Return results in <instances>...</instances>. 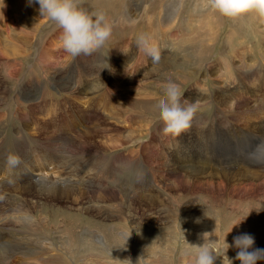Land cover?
I'll return each mask as SVG.
<instances>
[{"label":"rangeland","instance_id":"rangeland-1","mask_svg":"<svg viewBox=\"0 0 264 264\" xmlns=\"http://www.w3.org/2000/svg\"><path fill=\"white\" fill-rule=\"evenodd\" d=\"M118 1L76 0L78 7L93 15V18L97 13H103L105 22L111 24L112 33L101 48L72 56L62 46L63 29L56 22L40 15L39 5L35 0L31 3L29 0H0V197H6L0 198V204L4 201L0 205V219L11 220L0 221V264H39L40 261L27 260L21 250H39L41 247L52 249L53 253H70L69 256H62V264H93L94 260H104L103 264H193V257L185 254L188 249L210 242L223 245L225 239L231 244L233 237L242 232L251 233L255 237L254 246L264 248V181L256 184V179L260 182L264 180V148L260 147L264 144V16L255 12L245 13L238 18L220 14L221 19L215 24L211 14H206L212 10L208 6V0ZM19 35L26 36L27 41L32 44L29 52L20 48ZM142 35L147 38L149 47L159 54L161 65L155 71L152 70L149 58H145L148 55L143 46L138 45V39ZM208 40L211 41L213 51L196 63L190 56L193 42ZM13 43H17L16 46L23 51L21 55H10L16 49ZM205 58L207 59L204 60ZM48 64L61 69L60 73L59 70L55 72ZM110 64L120 66L119 72L113 73ZM169 83H175L183 93L184 106L192 105L195 108L190 129L182 131L178 136L164 132V124L156 118L154 112V108L166 99L164 93ZM219 83L224 86L221 87L222 84ZM260 92H263L262 96ZM23 93L25 97L22 96ZM244 96L251 100L246 105L245 112L236 107ZM131 99L147 102L144 106L140 105L142 108L138 105L133 107L130 105ZM43 104L47 105L46 110H40ZM238 108L244 115L236 112L240 111ZM75 111L85 112V117L90 122L81 120L89 125L87 131L95 134L94 137L84 136L81 131L84 123L78 126ZM145 116L152 118L150 124L139 121ZM54 122L61 124L54 126ZM246 124L251 125L253 130H258L259 134L247 130ZM208 131L214 133L209 135L206 133ZM151 137L154 141L150 140ZM111 138L115 139V144ZM86 144L94 147L91 151L97 162L91 163V158L88 157L92 172L87 174L89 177L79 180L81 184L76 182L81 192L68 193L66 196L64 192L68 190V181L62 180L63 182L50 186L47 181L51 180L47 178H33L32 174L40 170H55L56 173L67 174L68 169L75 165L74 154L79 159L78 164L84 159L77 151L80 153L82 150L78 147ZM189 146H192L195 153ZM204 154L209 156L205 157ZM160 156L162 157L159 158ZM178 156L182 159L179 162L175 160ZM9 157H15L18 162L10 164ZM134 160L141 163L134 167L127 165V161ZM229 160L231 163L227 164ZM182 161L188 162L187 167H184ZM212 161L215 164L224 162L228 166H221L223 170L220 172L219 166H215ZM104 165L110 166L111 171L118 169L116 174L119 179L103 181L107 182L108 188L119 189L123 195L129 191L141 194V200L152 206H155L151 202L157 194L166 204L161 209L162 214L154 217V208L146 207V210L137 207L129 210L130 214H134L136 222L122 221L117 217L124 209L119 208V204H115L118 209L114 210L109 204L94 200V193L100 190L97 187L98 181L109 172L104 171ZM233 165L239 166L232 167ZM239 170L253 176L255 183H249V178L244 177L245 173ZM85 171L88 172V169ZM171 175L181 177L183 183L178 182L179 178H170ZM141 178L154 180L155 189L151 192L143 190L144 194L135 190L134 184ZM209 180H212L211 184L208 183ZM239 182L244 184L240 185ZM158 191L161 193H157ZM145 195L151 199L145 201ZM87 198L89 201L86 204L83 200ZM260 207L261 210L257 211ZM99 209L114 211L101 213L97 211ZM29 211L39 221L48 222V236L44 241L35 240V234H44V230L34 231L35 223L24 216ZM241 219L243 220L238 226L232 227ZM122 229L126 231L125 237L133 238L132 242L124 240L125 244L119 247L128 248L129 256H122L123 250H117L116 235L112 234V231ZM101 231L110 233L108 241L93 240L97 247L84 242L90 235L94 237ZM87 244L94 246L96 251H103L102 246L109 245L120 256L113 258L107 252L102 256L92 252L81 255L82 248ZM237 251L230 247L227 255L234 258ZM217 256L215 264H227L222 254L218 252ZM232 264H240V261L233 259ZM257 264H264V261H257Z\"/></svg>","mask_w":264,"mask_h":264},{"label":"bare ground","instance_id":"bare-ground-1","mask_svg":"<svg viewBox=\"0 0 264 264\" xmlns=\"http://www.w3.org/2000/svg\"><path fill=\"white\" fill-rule=\"evenodd\" d=\"M123 0H119L118 2L119 3H121ZM117 2V1H116ZM173 3H175L174 1H173ZM16 4V3H15ZM21 4V3H20ZM172 5V3L171 4H169V7ZM105 6H107V3L105 4ZM39 9V8H38ZM171 11H172V9H171ZM39 12V11H38ZM1 14V13H0ZM206 14H211L210 16H212L211 18H212V20H213V22L215 23V24H218V22H219V20L221 19V17H219L220 16V13H218V12H216V11H214V10H209ZM28 17V16H27ZM38 17V16H37ZM29 18V17H28ZM208 18H209V16H208ZM37 19H40V18H37ZM259 19V18H258ZM257 21H259V20H257ZM213 23V24H214ZM212 25V24H211ZM4 26V25H3ZM262 27V26H261ZM260 29V28H259ZM18 30V29H17ZM16 32V31H15ZM215 33V32H214ZM218 35V34H217ZM26 37V36H25ZM24 36H22V35H19V42H20V44H21V47L20 48H24V49H26V50H28V52L31 50V43L30 42H28L27 41V38H25ZM219 38V37H218ZM29 40V39H28ZM210 40H212V37L210 38ZM210 40H208V42H204V41H201V42H193V50H192V52H191V55L190 56H192L193 58V60H196V63H197V61L198 60H200V59H202L203 57H204V55H206V54H209L210 52H212L213 50H212V44L210 43L211 41ZM215 40V39H214ZM5 42V41H4ZM187 42V41H186ZM191 43V42H190ZM13 45H14V47H16V49L15 50H13L12 52H10V55L11 56H18V55H21L22 53H23V51L22 50H20L19 49V46H16L17 45V43H13ZM211 45V46H210ZM1 46V45H0ZM209 46H210V48H209ZM13 47V46H12ZM159 47V46H158ZM187 47H188V45H187ZM239 48V47H238ZM241 48V47H240ZM244 50H245V48H244ZM264 51V50H263ZM185 52V51H184ZM244 52H246V51H244ZM237 53V52H236ZM42 54V53H41ZM48 54H50V53H48ZM85 54V53H84ZM212 54V53H211ZM235 54V53H234ZM264 54V53H263ZM240 55V54H239ZM46 56V55H45ZM144 56V55H143ZM210 56V55H209ZM112 57V56H111ZM145 57V56H144ZM236 57V56H235ZM46 58V57H45ZM49 58H50V56H49ZM145 58H148V57H145ZM242 58V57H241ZM63 59V58H62ZM82 59V58H81ZM207 58H205L204 60H206ZM243 59V58H242ZM146 60V59H145ZM225 60V59H224ZM188 61V60H187ZM200 61H202V60H200ZM199 61V62H200ZM240 61V60H239ZM238 61V62H239ZM191 62V61H190ZM226 62V61H225ZM4 63V62H3ZM163 63V62H162ZM241 63V62H240ZM244 63V62H243ZM2 64V63H1ZM5 64V63H4ZM200 64V63H199ZM210 64V63H209ZM221 64H222V62H221ZM225 64H227V63H225ZM239 64V63H238ZM238 64H236V65H238ZM48 65H50V66H52V69H54L55 70V72H57L59 69L54 65V64H48ZM224 65V64H223ZM241 65V64H240ZM13 66V65H12ZM110 66L112 67V72L113 73H115L114 71H117V72H119V69H120V66H115V65H113V64H110ZM164 66H165V64H164ZM227 66V65H226ZM225 66V67H226ZM244 66V65H243ZM1 67V66H0ZM48 67V66H47ZM185 67V66H184ZM214 67H215V65H214ZM220 67V66H219ZM241 67V66H240ZM4 68H5V66H4ZM187 68V67H186ZM210 68V67H209ZM211 68H212V65H211ZM218 69H220V68H218ZM61 70V69H60ZM60 70H59V73H60ZM64 70V69H63ZM48 71V70H47ZM210 71V70H209ZM211 71H213V70H211ZM242 71V70H241ZM241 71H240V73H241ZM64 72V71H63ZM182 72V71H181ZM216 72H217V70H216ZM206 73V72H205ZM116 74V73H115ZM213 74V73H212ZM237 74H239V73H237ZM107 75V74H106ZM243 75H245V74H243ZM248 75V74H247ZM68 76V75H67ZM170 76V75H169ZM54 77V76H53ZM127 77V76H126ZM211 77V76H210ZM218 77V76H217ZM241 77V76H240ZM57 78V77H56ZM219 78V77H218ZM264 78V77H263ZM246 79V78H245ZM57 80V79H56ZM235 80V79H234ZM247 80V79H246ZM246 80H244V81H246ZM263 80V79H262ZM261 80V81H262ZM111 81V80H110ZM242 81V80H241ZM260 81V80H259ZM35 82H36V80H35ZM102 82V81H101ZM111 82H113V81H111ZM234 82V81H233ZM263 82V81H262ZM34 83V82H33ZM116 83V82H115ZM224 83V82H223ZM223 83H219L220 85H221V87L222 86H224L223 85ZM243 83V82H242ZM245 83V82H244ZM247 83V82H246ZM249 83V82H248ZM253 83V82H252ZM27 84V83H26ZM29 84V83H28ZM118 84V83H117ZM120 85V84H119ZM253 85V84H252ZM4 86V85H3ZM30 86V85H29ZM63 86V85H62ZM219 86V85H218ZM233 86H234V84H233ZM241 86V85H240ZM249 86V85H248ZM26 87H27V85H26ZM148 87V86H147ZM226 87H229V86H226ZM236 87V86H235ZM239 87V86H238ZM1 88V87H0ZM4 88V87H3ZM154 88V87H153ZM234 88V87H233ZM252 88V87H251ZM25 89V88H24ZM105 89H107L106 87H105ZM227 89V88H226ZM236 89V88H235ZM248 89V88H247ZM256 89V88H255ZM21 90V89H20ZM43 90V89H42ZM240 90V89H239ZM243 90V89H242ZM259 90V89H258ZM6 91V90H5ZM18 91V90H17ZM93 91V90H92ZM216 91H218V90H216ZM230 91V90H229ZM228 91V92H229ZM233 91V90H232ZM238 91V90H237ZM241 91V90H240ZM239 91V92H240ZM22 92H24L23 90H22ZM36 92V91H35ZM164 92V91H163ZM220 92V91H219ZM224 93L226 92V91H223ZM259 92V91H258ZM2 93V92H1ZM18 93V92H17ZM31 93V92H30ZM95 93V92H94ZM104 93V92H103ZM221 93V92H220ZM241 93V92H240ZM239 93V94H240ZM261 93H263V92H260L259 94L261 95ZM108 94V93H107ZM228 94V93H227ZM230 94V93H229ZM233 94V93H232ZM237 94V93H236ZM250 94V93H249ZM253 94V93H252ZM257 94V93H256ZM1 95V94H0ZM5 95V94H4ZM243 95V94H242ZM251 95V94H250ZM254 95V94H253ZM264 95V94H263ZM19 96V95H18ZM22 96H24V93H23V95ZM217 96H219V94L217 93ZM229 96V95H228ZM235 96V95H234ZM257 96V95H256ZM262 96V95H261ZM7 97V96H6ZM25 97V96H24ZM216 97V96H215ZM237 97V96H236ZM4 98H5V96H4ZM71 99L70 100H72V97H70ZM214 98V97H213ZM221 98V97H220ZM219 98V99H220ZM227 98V97H226ZM229 98H230V96H229ZM258 98H260V97H258ZM19 99H21V98H19ZM28 99V98H27ZM237 99H239V98H237ZM61 100H62V98H61ZM76 100V99H75ZM81 100V99H80ZM92 100V99H91ZM99 100V99H98ZM222 100V99H221ZM230 102H231V100H233V97H232V99L230 100V99H228ZM228 100H226V101H228ZM257 100H259V99H257ZM1 101V100H0ZM4 101V100H3ZM21 101V100H20ZM29 101V100H28ZM82 101V100H81ZM182 101H184V100H182ZM212 101V100H211ZM223 101H224V99H223ZM228 101V102H229ZM237 101V100H236ZM249 101H251V100H248V99H246V97L244 96V97H241V101H240V103L238 104V105H236V107L238 106L241 110H243L244 111V109H246V105H248V102ZM93 102H94V100H93ZM147 101H145V100H141V101H138V99L137 100H132L131 99V101H130V105L131 106H133V105H138V106H144V103H146ZM185 102V101H184ZM230 102H229V104H230ZM76 103V102H75ZM183 103V102H182ZM222 103V102H221ZM224 103V102H223ZM238 103V102H237ZM236 103V104H237ZM250 103V102H249ZM27 104V103H26ZM72 104V103H71ZM77 104V103H76ZM99 104V103H98ZM228 104V103H227ZM226 104V105H227ZM228 104V105H229ZM231 104H232V102H231ZM230 104V105H231ZM260 104V103H259ZM83 105V104H82ZM82 105H80V106H82ZM100 105V104H99ZM102 105V104H101ZM219 105V104H218ZM229 105V107H231ZM262 105V104H261ZM45 106H47L46 104H43L42 105V107H40V110L42 109V110H46V107ZM78 106V105H77ZM140 106V107H141ZM253 106V105H252ZM134 107V106H133ZM222 107H223V105H222ZM221 107V108H222ZM228 107V108H229ZM76 108V107H75ZM98 108V107H97ZM103 108V107H102ZM142 108V107H141ZM238 108V109H239ZM77 109V108H76ZM220 109V108H219ZM222 109H224V107L222 108ZM222 109H220V110H222ZM239 109V110H240ZM247 109H248V107H247ZM31 110V109H30ZM81 110H82V108H81ZM215 110V109H214ZM226 110V109H225ZM241 110L240 111H236L237 113H242L241 112ZM254 110V109H253ZM79 111V110H78ZM246 111V110H245ZM244 111V112H245ZM54 112V111H53ZM74 112V111H73ZM77 111H75V116H76V119H77V122H78V126L79 125H82L83 123V125H82V129H81V131H82V133L84 134V136H86V135H88V136H90V137H94L95 136V134H89L88 133V131H87V128L89 127V125H86L85 124V122H83L81 119H83V120H85V121H87V122H90V120L88 121V117L86 118L85 117V112H78V113H76ZM98 112V111H97ZM215 112V111H214ZM225 112V111H224ZM253 113V112H252ZM252 113H250L251 115H252ZM40 114V113H39ZM48 114V113H47ZM98 114V113H97ZM243 114V113H242ZM248 114V113H247ZM35 115H37V114H35ZM67 115V114H66ZM224 115V114H223ZM244 115V114H243ZM40 116V115H39ZM240 116V115H239ZM253 116V115H252ZM255 116V115H254ZM25 117V116H24ZM73 117V116H72ZM120 117V116H119ZM227 117H228V115H227ZM226 117V118H227ZM230 117H234V116H232V115H230ZM242 117V116H241ZM241 117H239V118H241ZM245 117H247V115L245 116ZM258 117V116H257ZM260 117V116H259ZM263 117V116H262ZM70 118V117H69ZM92 118V117H91ZM131 118V117H130ZM129 118V119H130ZM42 119V118H41ZM96 119V118H95ZM120 119V118H119ZM122 119V118H121ZM126 119V118H125ZM133 121H135L134 119H132ZM152 120V118L150 117V116H145V117H141L140 119H139V121H145V122H147V123H149L150 124V121ZM233 120V119H232ZM241 120V119H240ZM244 120H245V118H244ZM246 120H247V118H246ZM245 120V121H246ZM250 120V119H249ZM254 120V119H253ZM255 120H256V118H255ZM24 121V120H23ZM126 121V120H125ZM132 121V122H133ZM248 121V120H247ZM246 121V122H247ZM257 121H258V118H257ZM47 122V121H46ZM62 122V121H61ZM64 122V121H63ZM92 122V121H91ZM105 122V121H104ZM193 122V121H192ZM233 122H234V120H233ZM235 122H236V120H235ZM251 122H253V121H251ZM250 122V123H251ZM264 122V121H263ZM247 123H249V122H247ZM34 124V123H33ZM57 124H61V123H55L54 122V126H57ZM94 124V123H93ZM106 124V123H105ZM254 124V123H253ZM252 124V125H253ZM259 124H260V122H259ZM63 125V124H62ZM76 124H74V126H75ZM98 125V124H97ZM196 125V124H195ZM247 125V130H251L253 133H256L257 135L259 134V132H257L256 130H253L252 129V126L251 125H249V124H246ZM99 126H100V123H99ZM239 126V125H238ZM241 126H243V125H241ZM28 127H29V125H28ZM73 127V126H72ZM76 127V126H75ZM204 127V126H203ZM65 128V127H64ZM91 128V127H90ZM93 128H95V127H93ZM97 129H99L98 127H96ZM120 128V127H119ZM118 128V129H119ZM47 129V128H46ZM89 129V128H88ZM96 129V130H97ZM190 129V128H189ZM221 129V128H220ZM226 129V128H225ZM263 129V128H262ZM93 130H95V129H93ZM150 130V129H149ZM199 130V129H198ZM219 130V129H218ZM92 131V130H91ZM200 131V130H199ZM202 131V130H201ZM220 131H222V130H220ZM219 131V132H220ZM235 131V130H234ZM243 131V130H242ZM245 131V130H244ZM94 132V131H93ZM100 132H101V130H100ZM106 132V131H105ZM107 132H111V131H107ZM194 132V131H193ZM197 132V131H196ZM203 132V131H202ZM236 132V131H235ZM61 133V132H60ZM97 133V132H96ZM206 133H208L209 135H210V133L211 134H213L214 133V131L212 132V131H208V132H206ZM221 133V132H220ZM245 133V132H244ZM100 134V133H99ZM102 134V133H101ZM201 136L202 135H204V133L202 134V133H199ZM237 134V133H236ZM264 134V133H263ZM53 135V134H52ZM108 135H110V134H107V136ZM187 135V134H186ZM190 135H192V134H190ZM207 135V134H206ZM240 135V134H239ZM245 135V134H244ZM251 135V134H250ZM249 134H248V136H250ZM28 136V135H27ZM47 136V135H46ZM74 136H76V135H74ZM103 136V135H102ZM112 136V135H111ZM113 136H114V134H113ZM118 136V135H117ZM246 136V135H245ZM261 136V135H260ZM25 137V136H24ZM41 137V136H40ZM64 137V136H63ZM67 137V136H66ZM223 137V136H222ZM235 137V136H234ZM258 137V136H257ZM52 138V137H51ZM80 138V137H79ZM86 138H87V136H86ZM114 138V137H113ZM224 138H226V137H224ZM251 138V137H250ZM259 138V137H258ZM76 139H78V136H76ZM110 139V138H109ZM112 139V138H111ZM254 139V138H253ZM260 139V138H259ZM264 139V138H263ZM63 140H64V138H63ZM73 140H75V139H73ZM81 140H83L82 138H81ZM91 140V139H90ZM106 140V139H105ZM115 139H112L111 141H113V143L115 142L114 141ZM150 140H152V141H154L153 140V137H151V139ZM226 140V139H225ZM224 140V141H225ZM231 140V139H230ZM30 141V140H29ZM59 141V140H58ZM92 141V140H91ZM237 141V140H236ZM244 141V140H243ZM253 141V140H252ZM260 141V140H259ZM25 142H28V140L27 141H25ZM69 142V141H68ZM88 142V141H87ZM94 142V141H93ZM96 143H97V141H95ZM207 142V141H206ZM228 142V141H227ZM232 142V141H231ZM234 142V141H233ZM246 142H247V140H246ZM254 142H255V140H254ZM264 142V141H263ZM61 143V142H60ZM72 143V142H71ZM76 143V142H75ZM74 143V144H75ZM249 143V142H248ZM262 143V142H261ZM40 144V143H39ZM65 143H63V145H64ZM94 144V143H93ZM98 144V143H97ZM109 144V143H108ZM115 144V143H114ZM235 144V143H234ZM238 144V143H237ZM256 144H257V141H256ZM255 144V145H256ZM260 144V143H259ZM30 145V144H29ZM41 145V144H40ZM45 145V144H44ZM43 145V146H44ZM77 146L79 145V144H76ZM99 145V144H98ZM196 145V144H195ZM239 145V144H238ZM246 145V144H245ZM59 146V145H58ZM75 146V145H74ZM229 146V145H228ZM236 146V145H235ZM188 147V146H187ZM190 147V146H189ZM192 147V146H191ZM191 147H190V149H191ZM201 147V146H200ZM199 147V148H200ZM240 147V146H239ZM246 147V146H245ZM55 148V147H54ZM69 148V147H68ZM78 148H80L82 151L79 153L77 150V154L79 155V156H82L84 159L82 160V162L80 163V164H78V162H79V159H78V157H77V155L76 154H74V152L72 153V154H74V156H73V159H74V161H75V165H74V167L72 168H70V169H68V172H66L67 174H64L63 175V173H61V172H57L56 173V171L55 170H53V171H50V172H45V171H42V170H40V171H38V173H36V174H32L33 175V178H35V179H40V178H47V179H49V180H51V181H47V184H49L50 186H54L55 185V183H57V182H63L62 180H65V181H68V190H66L64 193L66 194V196H67V194L68 193H72V194H74V193H78V191H79V188H78V186H77V183L76 182H78V183H82V182H79V180L80 179H85L86 177H89L87 174H89V173H91L92 172V168L91 167H89V165H90V162L88 161V157H90L91 158V163H96L97 162V159H96V157H95V154L91 151V149L92 148H94L92 145H89V144H86V145H81L80 147H78ZM198 148V149H199ZM241 148V147H240ZM251 148V147H250ZM193 149V148H192ZM191 149V150H192ZM203 149H205V148H203ZM214 149V148H213ZM230 149V148H229ZM56 150V149H55ZM97 150V149H96ZM99 150V149H98ZM187 150V149H186ZM207 150V149H206ZM228 150V149H227ZM236 150V149H235ZM247 150H250V149H247ZM44 151V150H43ZM193 151V150H192ZM264 151V150H263ZM194 152V151H193ZM205 152V151H204ZM250 152V151H249ZM253 152V151H252ZM255 152V151H254ZM262 152V151H261ZM43 153V152H42ZM52 153V152H51ZM195 153V152H194ZM224 153V152H223ZM232 153V152H231ZM230 153V154H231ZM27 154V153H26ZM205 154H207V153H205ZM204 154V156L206 157H208L209 155H205ZM209 154V153H208ZM250 154V153H249ZM259 154V153H258ZM99 155V154H98ZM227 155V154H226ZM105 156V155H104ZM115 156V155H114ZM223 156H225V155H223ZM231 156H233V155H231ZM239 156V155H238ZM110 157V156H109ZM162 156H160L159 158H161ZM220 158H222V156H219ZM218 157V158H219ZM229 157V156H228ZM237 157V156H236ZM196 158V157H195ZM210 158V157H209ZM208 158V159H209ZM216 158V157H215ZM235 158V157H234ZM257 158H260V157H257ZM256 158V159H257ZM21 159V158H20ZM109 159V158H108ZM255 159V158H254ZM172 160V159H171ZM176 161L178 160V162L179 161H181L180 160V157L178 156L176 159H175ZM205 160H207V159H205ZM212 160H213V158H212ZM218 160V159H217ZM220 160V159H219ZM135 161H137V162H135ZM199 161V160H198ZM216 161V160H215ZM183 163V165H184V167H187V164H188V162L186 161V162H184V161H182ZM203 163H204V160L202 161ZM213 163H214V161H212ZM222 162V161H221ZM47 163V162H46ZM137 163H141V161H138V160H134L133 162H128L127 161V165L128 166H130V167H134ZM202 163V164H203ZM206 163V162H205ZM209 163V162H208ZM231 163V160H229V162L227 163V164H230ZM234 163V162H233ZM3 164H4V162H3ZM215 164V163H214ZM213 164V165H214ZM218 164V163H217ZM215 164V166H219L218 168V170L221 172L223 169H222V167L224 168V166L225 165H227V164H225L224 162L222 163V164ZM5 165V164H4ZM77 165H79L78 167H77ZM196 165V164H195ZM206 165V164H205ZM209 165V164H208ZM97 166V165H96ZM95 166V167H96ZM105 166V165H104ZM199 166V165H198ZM198 166H194V167H198ZM212 166V165H211ZM222 166V167H221ZM228 166V165H227ZM239 165H233L232 167H238ZM206 167V166H205ZM208 167V166H207ZM214 167V166H213ZM138 168V167H137ZM146 168H147V166H146ZM216 168V167H215ZM263 168V167H262ZM33 169V168H32ZM88 169V172H86L85 170H87ZM231 169V168H230ZM259 169V168H258ZM29 170V169H28ZM103 170V169H102ZM143 170V169H142ZM31 171V170H30ZM59 171V170H58ZM104 171H109V172H107L106 174H105V176H104V178H102L100 181H98V183H97V185H99V186H97L98 188H100V190L97 192V193H94V195H93V198H94V200H96V201H100V202H104L106 205H110L111 207H113V209L114 210H116V209H118V208H116V203L117 204H119L120 205V207L119 208H124L122 211H120V213L117 215V217L119 218V220L121 219L122 221H128V220H131V222L132 221H135V217L132 215V214H130V212H129V210L130 209H134V208H136L137 209V207L138 208H140V209H146L147 210V208L146 207H149V208H154L155 210H154V213H155V215H154V217H157V216H159V214L161 215L162 214V208L166 205V204H164L165 202L162 200V199H160V197L159 196H157V194H155V196H154V200L151 202L152 204H155V206H152V205H150V203L149 204H147V203H144L141 199L142 198H140L141 196V194H136L135 192H132V193H127V194H121L120 193V191H118L117 189H115V188H112V189H110V188H108L107 187V182L106 183H104L103 181H107V180H109V181H116L117 179H119V176L116 174L117 173V171H118V169H113L112 171H111V168H110V166H105V168H104ZM148 171V170H147ZM177 171H180L179 169H177ZM240 171V170H239ZM239 171H238V174H240L239 173ZM249 171V170H248ZM103 171H101V173H102ZM141 172V171H140ZM150 172V171H149ZM240 172H244V171H240ZM27 173H29V172H27ZM104 173V172H103ZM133 173V172H132ZM135 173V172H134ZM245 174H244V177H247V178H249V183H255V180H254V178H253V176H250L248 173H246V172H244ZM259 173V172H258ZM138 174V173H137ZM136 174V175H137ZM143 174H145V173H143ZM227 174V173H226ZM243 174V173H242ZM241 174V175H242ZM6 175V174H5ZM30 175V174H29ZM87 175V176H86ZM252 175V174H251ZM2 176H3V174H2ZM14 176H16V174L14 175ZM31 176V175H30ZM148 176H150V174L148 175ZM181 176H182V173H181ZM8 177V176H7ZM27 178H28V176H26ZM25 177V178H26ZM138 177V176H137ZM144 177V176H143ZM132 178V177H131ZM145 178V177H144ZM170 178H174V179H178L179 178V183L180 184H182L183 183V179L181 178V177H174V176H170ZM227 178H229V177H227ZM5 179H7V178H5ZM134 179H136L137 180V178H134ZM139 179V178H138ZM151 178H146V179H140V181H136L135 182V184H134V189L135 190H139L140 192H142V194H144L143 193V190H148L149 192H151V191H153L155 188H153L154 186H155V182H154V180H150ZM159 179V178H158ZM157 179V180H158ZM256 179V178H255ZM21 180H23L22 178H21ZM234 180V179H233ZM1 181H2V179H1ZM91 181V180H90ZM93 181V180H92ZM91 181V182H92ZM156 181V180H155ZM263 179H262V181L260 182L258 179H256V184H262L263 183ZM3 182H4V180H3ZM46 182V181H45ZM89 182V181H88ZM224 182V181H223ZM228 182H230V181H228ZM5 183V182H4ZM13 183V182H12ZM15 183H18V182H15ZM37 183V182H36ZM35 183V184H36ZM202 183H205V182H202ZM208 183L209 184H211L212 183V180H209L208 181ZM222 183V182H221ZM220 183V184H221ZM225 183V182H224ZM245 183H246V181H245ZM6 184V183H5ZM14 184V183H13ZM89 184H91V183H89ZM93 184V183H92ZM91 184V185H92ZM239 184L240 185H243L244 183L243 182H239ZM48 185V186H49ZM63 185V184H62ZM118 185V184H117ZM208 185V184H207ZM216 185V184H215ZM218 185V184H217ZM221 185H223V183L221 184ZM36 186V185H35ZM47 186V185H46ZM212 186H213V184H212ZM15 187V186H14ZM58 187H60V184L58 185ZM65 188H66V186H64ZM86 187H88V186H86ZM91 187V186H90ZM16 188V187H15ZM41 188V187H40ZM53 188H55V187H52V189ZM57 188V187H56ZM128 188V187H127ZM210 188V187H209ZM240 188H241V186H240ZM33 189V188H32ZM37 189V188H36ZM58 189V188H57ZM62 189V188H61ZM81 189V188H80ZM200 189H201V185H200ZM1 190V189H0ZM35 190V189H34ZM58 190H60V188L58 189ZM58 190H57V192H58ZM122 190V189H121ZM212 190V189H211ZM6 191V190H5ZM8 191V190H7ZM16 191H17V189H16ZM38 191V190H37ZM36 191V192H37ZM62 191V190H61ZM63 191H64V188H63ZM82 190H80L79 192H81ZM86 191H88V189H86ZM93 191H95V190H93ZM9 192V191H8ZM11 192V191H10ZM50 192H51V190H50ZM56 192V191H55ZM3 193H5V192H3ZM13 193V192H12ZM11 193V194H12ZM59 193V192H58ZM57 193V195H59V197H61L60 196V194H58ZM148 193V192H147ZM157 193H159V191L157 192ZM161 193V192H160ZM159 193V194H160ZM1 194V193H0ZM6 194H7V192H6ZM35 194V193H34ZM47 194V193H46ZM80 194V193H79ZM87 194V193H86ZM4 195V194H3ZM154 195V194H153ZM31 196V195H30ZM36 196V195H35ZM80 196V195H79ZM37 197V196H36ZM58 197V198H59ZM144 197V196H143ZM0 198H6V197H0ZM57 198V199H58ZM145 198H147V200H145V201H148L149 199H151V198H148V196H146L145 195ZM174 198H175V196H174ZM165 199V198H164ZM7 200V199H6ZM30 200V199H29ZM37 200V199H36ZM45 200V199H44ZM49 200V199H48ZM0 201H1V199H0ZM47 201V200H46ZM84 201V203H88V201H89V198H87V199H85V200H83ZM151 201V200H150ZM149 201V202H150ZM7 202V201H6ZM24 202V201H23ZM49 202V201H48ZM47 202V203H48ZM110 202H113V203H110ZM2 203H4V201L2 202ZM1 203V204H2ZM8 203V202H7ZM36 203V202H35ZM52 203H54V202H52ZM0 204V205H1ZM19 204V203H18ZM32 204H34V202L32 203ZM80 204H81V202H80ZM4 206H5V204H3ZM3 205H2V207H3ZM55 205H57V204H55ZM60 205V204H59ZM85 205V204H84ZM51 206V205H50ZM1 207V208H2ZM33 207H35V204H34V206ZM74 207V206H73ZM4 209V208H3ZM6 209V208H5ZM14 209V208H13ZM19 209V208H18ZM114 210H104V211H101L100 209L99 210H97L98 212H101V213H106V212H112V211H114ZM5 211H7V210H5ZM16 211V210H15ZM144 211V210H143ZM152 211V210H151ZM1 212H3V210H1ZM136 212H138L137 210H136ZM29 213H30V211H29ZM29 213H26L24 216L27 218V220H29L31 223H35V225L34 226H36V227H34L33 229H34V231L36 230V231H38V230H44V234H35V236H36V239L35 240H37V241H44L45 239H47V236H46V234H47V229H48V227H49V225L48 224H46V223H48V222H42V221H39V219L36 217V216H34V214H29ZM9 214H11L10 212H9ZM15 214H16V212H15ZM23 214V213H22ZM56 214V213H55ZM108 214V213H107ZM140 214H141V212H140ZM12 215V214H11ZM21 215V214H20ZM76 215V214H75ZM146 215V214H145ZM149 215V214H148ZM153 215V214H152ZM5 216H6V214H5ZM39 216V215H38ZM42 216V215H41ZM103 216V215H102ZM4 217V216H3ZM6 217H8V216H6ZM13 216H11V218H12ZM46 217H48V216H46ZM2 218V217H1ZM39 218H41V217H39ZM45 218V217H44ZM149 218H153V217H149ZM14 219V218H13ZM73 219H75V218H73ZM5 220H8V218H6V219H0V221L1 222H4ZM63 220V219H62ZM8 221H11V220H8ZM8 221H6V222H8ZM13 222L15 221V220H12ZM48 221V220H47ZM64 221V220H63ZM62 222V221H61ZM78 222V221H77ZM136 222V221H135ZM142 222V221H141ZM15 223V222H14ZM62 223H64V222H62ZM134 223V222H133ZM32 224V225H33ZM44 224H45V227H44ZM69 224H71L70 223V221H69ZM72 224H74V223H72ZM114 224H116V223H114ZM123 224V223H122ZM4 225V224H3ZM32 225H28V226H31V227H33ZM61 225V224H60ZM124 225V224H123ZM141 225V224H140ZM51 226V225H50ZM65 226V225H64ZM63 226V227H64ZM74 227V226H73ZM124 227V226H123ZM52 228V227H51ZM111 228V227H110ZM29 229V228H28ZM67 228H65V230H66ZM73 229V228H72ZM71 229V230H72ZM78 229V228H77ZM142 229V228H141ZM32 230V229H31ZM54 230V229H53ZM62 230V229H61ZM68 230V229H67ZM70 230V229H69ZM103 230V229H102ZM21 231H23V230H21ZM50 231V230H49ZM56 231V230H55ZM87 231V230H86ZM100 231V230H99ZM31 232V231H30ZM39 232H41V231H39ZM77 232V231H76ZM79 232V231H78ZM94 232H96V231H94ZM57 233V232H56ZM59 233V232H58ZM115 233V235H116V238H115V240L118 242V251L120 252V249L121 250H123L122 252H121V255L122 256H129V249L127 248H125V249H123V247H121L120 249H119V247L121 246V245H123V243L125 242L124 240H129V241H133L130 237H125L126 236V231H125V229H122V230H119V231H116V232H114V231H112V234H114ZM138 233V232H137ZM65 234V233H64ZM3 235V234H2ZM32 235V234H31ZM61 235V234H60ZM110 235V233L108 234V233H106V232H100V233H97V234H95V236L93 237L92 235H88V236H86V237H88V238H86L85 240H84V242L85 243H90V244H92V245H95L94 243H93V240L95 241V242H105V241H108L107 240V237ZM125 235V236H124ZM28 236V238H29V235H27ZM34 236V235H33ZM68 236V235H67ZM124 236V237H123ZM19 237V236H18ZM83 237V236H82ZM15 238V237H14ZM31 238V237H30ZM66 238V237H65ZM80 238V240H81V237H79ZM16 239H18V238H16ZM61 239V238H60ZM8 240V239H7ZM15 240V239H14ZM30 240H33L32 238L30 239ZM78 240V239H77ZM16 241V240H15ZM34 241V240H33ZM67 241V240H66ZM35 242V241H34ZM46 242V241H45ZM50 242V241H49ZM48 242V243H49ZM54 242V241H53ZM61 242V241H60ZM59 242V243H60ZM75 242V241H74ZM81 242V241H80ZM38 243V242H37ZM64 243V242H63ZM67 243V242H66ZM110 243V242H109ZM15 244H16V242H15ZM39 244V243H38ZM50 244V243H49ZM82 244V243H81ZM90 244H87L85 247H83V245H82V251H81V255H86V253H88V254H90V252H92V254H97V255H104V254H106V252H107V255L108 256H112L113 258H116V256H120V254L118 255L116 252H115V250L113 251V250H111V248L109 247V245L108 246H102L103 247V251H96L95 250V247L94 246H92V245H90ZM112 244V243H111ZM125 244V243H124ZM63 245H65V243L63 244ZM77 245H79V244H77ZM66 246V245H65ZM76 246V245H75ZM96 246V245H95ZM16 247V246H15ZM52 247H53V245H52ZM63 247V246H62ZM67 247V246H66ZM97 247V246H96ZM101 247V246H100ZM23 248V247H22ZM33 248V247H32ZM35 248V247H34ZM64 248V247H63ZM69 248V247H68ZM14 249V248H13ZM39 249V248H38ZM53 249H55V248H53ZM108 250V251H105V250ZM134 249V248H133ZM136 249V248H135ZM16 250H17V247H16ZM55 250H57V249H55ZM55 250H53V251H55ZM99 250V249H98ZM71 251V250H70ZM75 251V250H74ZM80 251V250H79ZM17 252V251H16ZM56 252V251H55ZM58 252H59V250H58ZM69 252V251H68ZM21 253H22V255L23 256H26V259L27 260H31V261H34V260H37V261H40V262H38L39 264H62V262H61V258H62V256L64 255H67V256H69V254L68 253H66V252H63V251H60L59 253H53L52 252V249H48V248H45V247H41L39 250H30V249H28V250H25V248H23L22 250H21ZM139 253H140V251H139ZM8 254V253H7ZM77 254V253H76ZM79 254V253H78ZM14 255V254H13ZM17 255V254H16ZM96 258V257H95ZM99 258V257H98ZM103 261L104 260H102V262L100 261V260H94V263L93 264H103ZM16 262V261H15ZM105 263V262H104ZM14 264H18V263H14ZM90 264V263H89ZM106 264V263H105Z\"/></svg>","mask_w":264,"mask_h":264},{"label":"clouds","instance_id":"clouds-1","mask_svg":"<svg viewBox=\"0 0 264 264\" xmlns=\"http://www.w3.org/2000/svg\"><path fill=\"white\" fill-rule=\"evenodd\" d=\"M31 2L32 0H29V3ZM35 2L39 5L40 15L56 22L63 29L62 46L72 56L101 48L111 36L112 27L110 23L105 22L104 14L97 13L93 18V15L78 7L76 0H35ZM208 6L229 18H238L248 12L264 16V0H208ZM138 45H142L146 51L152 70H157L161 65L158 52L149 47L147 38L143 35L139 37ZM164 95L166 99L154 108L156 118L163 122L164 132L178 136L191 126L195 108L192 105L182 104L183 93L175 83L168 84ZM260 147L264 148V144ZM17 162L15 157H9L10 164L14 165ZM262 207L255 209L260 211ZM243 219L234 223L232 227L238 226ZM254 245L255 237L251 233L242 232L233 237L231 244L226 239L223 245L211 242L197 244L185 254L193 257V264H215L218 252L226 259L227 264H232L233 259H238L240 264H257V261H264V248ZM230 247L238 250L234 258L227 255Z\"/></svg>","mask_w":264,"mask_h":264}]
</instances>
